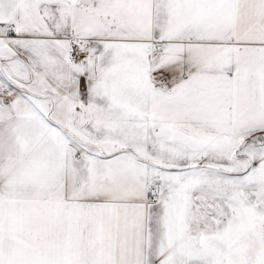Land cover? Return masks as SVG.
Wrapping results in <instances>:
<instances>
[{
  "label": "snow or ice",
  "instance_id": "1",
  "mask_svg": "<svg viewBox=\"0 0 264 264\" xmlns=\"http://www.w3.org/2000/svg\"><path fill=\"white\" fill-rule=\"evenodd\" d=\"M0 264H264V0H0Z\"/></svg>",
  "mask_w": 264,
  "mask_h": 264
}]
</instances>
